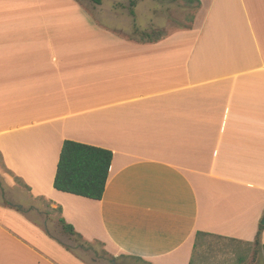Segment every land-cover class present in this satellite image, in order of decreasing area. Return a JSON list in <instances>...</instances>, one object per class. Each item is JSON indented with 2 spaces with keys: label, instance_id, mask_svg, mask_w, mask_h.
<instances>
[{
  "label": "crops",
  "instance_id": "crops-1",
  "mask_svg": "<svg viewBox=\"0 0 264 264\" xmlns=\"http://www.w3.org/2000/svg\"><path fill=\"white\" fill-rule=\"evenodd\" d=\"M79 1L99 36L75 43L72 0L0 9V158L21 198L116 264L262 263L264 0H190L189 25L154 40L131 34L165 20L156 0ZM67 139L113 152L101 199L54 187ZM32 209L0 199V264H95Z\"/></svg>",
  "mask_w": 264,
  "mask_h": 264
},
{
  "label": "rangeland",
  "instance_id": "rangeland-1",
  "mask_svg": "<svg viewBox=\"0 0 264 264\" xmlns=\"http://www.w3.org/2000/svg\"><path fill=\"white\" fill-rule=\"evenodd\" d=\"M87 6L96 7L97 3L92 0L85 1ZM24 3V2H23ZM21 0H4L0 3V9L5 12H17L21 10L22 4ZM72 42L80 41V39L84 35L99 36V24H96L95 12L88 10L82 1L72 0ZM158 9L156 10L158 15L164 17L165 20L157 21L155 23V27L146 28L149 29L152 34V38H158L164 35L166 32L174 30L176 27L182 25H189L188 23L193 20V16L195 14L196 5L195 2H191L190 0H156V5ZM91 9V8H90ZM80 12V13H79ZM167 23V26H166ZM143 20L141 19L139 23H137V29L139 31L137 33L131 34L132 37L138 39H148L143 35L142 28ZM69 34L66 33V37ZM63 37V36H62ZM76 37V39H75ZM87 39L86 42L92 41V39ZM27 191L24 189V186L21 182L8 170L5 169L1 162L0 158V199L5 201L6 203H24L25 206L33 207L34 210H30V212H36L39 215V221L42 224H45L49 232H51L55 237L61 239L65 244L71 246L78 254L82 255L84 259L91 263L95 264H116L115 260L105 251L102 245L98 243H89L80 238L71 237L67 234H64L61 230V226L58 222V214L55 208L47 201H36L28 200L29 197L23 196L26 195ZM200 254V253H199ZM237 257V255L235 256ZM222 258H226V261L232 263V254L225 255ZM221 258V259H222ZM258 259V262L262 259L263 262L259 264H264V248H258V252L255 260ZM234 260V259H233ZM237 260V259H236ZM236 260H234L236 262ZM119 264V263H117ZM247 264H253L252 258L247 259Z\"/></svg>",
  "mask_w": 264,
  "mask_h": 264
},
{
  "label": "trees",
  "instance_id": "trees-1",
  "mask_svg": "<svg viewBox=\"0 0 264 264\" xmlns=\"http://www.w3.org/2000/svg\"><path fill=\"white\" fill-rule=\"evenodd\" d=\"M92 1L97 4L102 2ZM130 14L135 16L134 9L130 10ZM145 34L150 36L151 40L159 38H152V34L143 32V35ZM112 159L113 152L110 149L67 139L60 153L54 187L63 192L99 200L106 189ZM60 224L65 233L77 235L74 226L64 218L60 219ZM261 230L262 228L255 241L258 246L261 243ZM202 235L203 232H198L197 239Z\"/></svg>",
  "mask_w": 264,
  "mask_h": 264
},
{
  "label": "water",
  "instance_id": "water-1",
  "mask_svg": "<svg viewBox=\"0 0 264 264\" xmlns=\"http://www.w3.org/2000/svg\"><path fill=\"white\" fill-rule=\"evenodd\" d=\"M263 222H264V220H263Z\"/></svg>",
  "mask_w": 264,
  "mask_h": 264
}]
</instances>
